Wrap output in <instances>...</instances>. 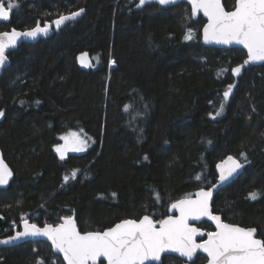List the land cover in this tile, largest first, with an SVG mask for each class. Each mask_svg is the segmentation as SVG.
I'll use <instances>...</instances> for the list:
<instances>
[{
  "label": "trees",
  "instance_id": "16d2710c",
  "mask_svg": "<svg viewBox=\"0 0 264 264\" xmlns=\"http://www.w3.org/2000/svg\"><path fill=\"white\" fill-rule=\"evenodd\" d=\"M12 2L18 7L0 31L84 13L48 38L22 43L0 78V147L15 172L0 189L5 236L26 218L45 225L74 216L83 232L146 214L161 220L173 202L214 184L217 163L232 154L243 172L217 193L214 211L264 239V62L235 76L246 51L205 45L206 20L194 19L186 2L140 9L136 0ZM223 2L234 8L235 0ZM189 28L193 39L185 40ZM81 53L93 67L80 65ZM71 133L88 147L61 159L55 145ZM39 260L65 264L45 241L0 247V264ZM206 261L198 254L191 264ZM161 264L185 262L166 255Z\"/></svg>",
  "mask_w": 264,
  "mask_h": 264
},
{
  "label": "snow or ice",
  "instance_id": "6c2138e0",
  "mask_svg": "<svg viewBox=\"0 0 264 264\" xmlns=\"http://www.w3.org/2000/svg\"><path fill=\"white\" fill-rule=\"evenodd\" d=\"M160 5H171L176 0H157ZM192 5V15L202 11L208 22L203 25L205 42L223 44L237 43L247 50V59L231 71L239 74L244 65L257 61H264V0H235L234 8L226 11L222 0H189ZM148 3V0H139L137 7ZM18 4L9 0L5 7L4 0H0V19L9 20L11 12ZM84 9L61 14L51 24L45 22L43 26L37 22L30 30L18 31L12 28L10 31L0 32V67L7 62V52L15 48L21 38L35 39L38 34H47L54 24L59 28L66 21L74 19L83 13ZM185 40L193 39V30L188 29ZM86 53L77 57L81 64H85ZM114 64L115 61H111ZM91 64V61H88ZM233 85H229L224 91V99L227 100ZM128 105L125 106L127 111ZM223 104H221V110ZM220 113L217 112L216 115ZM4 113L0 110V116ZM211 116L212 114L209 113ZM82 131V130H81ZM72 151H84L88 147L87 139L76 133L71 134ZM64 145H55V150L64 159L69 151L67 137ZM90 139V138H89ZM243 156L244 154L241 153ZM147 159V157H145ZM231 161L225 173L221 164L219 181L223 182L243 165L229 156ZM226 163V162H222ZM78 170H73L71 175H65L63 180L67 183L75 179ZM12 176L11 170L0 159V185H6ZM197 180L200 176L196 177ZM212 185L207 191L201 188L195 193L188 194L185 198L177 200L171 205L172 209L179 211L178 216H167L165 219L155 221L151 216L145 215L139 220L126 219L103 231L81 232L72 216L62 217V223L52 225L45 224L43 228L36 224H29L27 219H22L24 230L16 232L15 236H9L6 240H0V244H8L14 240L44 236L51 241V247L63 254L67 264H95L99 257H105L107 264H145V261H160L161 253L171 251L179 253L182 257L192 259L199 249L207 254L208 264H264V239L256 238L255 228H244L237 224L225 223L218 215H213L210 210L212 199ZM115 193H113V196ZM258 193H249L250 199H256ZM157 199L159 194L157 193ZM209 217L216 222V231L208 232L207 239L197 242L195 237L201 234V230L189 224L190 219ZM37 264H44L43 260Z\"/></svg>",
  "mask_w": 264,
  "mask_h": 264
},
{
  "label": "water",
  "instance_id": "95a60500",
  "mask_svg": "<svg viewBox=\"0 0 264 264\" xmlns=\"http://www.w3.org/2000/svg\"><path fill=\"white\" fill-rule=\"evenodd\" d=\"M136 1H137V5H138V4H139V0H136ZM180 2H186V3H188V4L190 5L191 9H192V5H191V3L189 2V0H176V2H175L174 4H171V5H160V4L157 2V0H148V3H146V4L143 5V6L137 7V5H136V9L143 8L144 6H146V5H148V4H151V3L158 4V5L162 6V7H168V6H173V5H175V4H178V3H180ZM222 3H223V5H224L223 0H222ZM4 4H5V1H4ZM5 7H7L6 4H5ZM224 7H225V5H224ZM225 10H226V11H231V10H228L226 7H225ZM232 10H233V9H232ZM191 12H192V11H191ZM83 13H84V11H83ZM83 13H81L79 16L75 17L74 19H71V20H69V21H66V22H65L64 24H62L59 28H57L54 24H52V26H51V28H50V30H49V32H48L47 34H42V33H41V34H38L37 37H36L35 39L27 38V37H23V38H21L20 41L18 42V44H17V46H16L15 48H12V49H9V50H8V52H7V57H8L7 62H6L2 67H0V78H1L2 74L4 73V71H5V70L9 67V65L11 64V59H10V56H9L10 53L13 52L14 50H16L17 48H19V47L21 46L22 43H24V42H37V41L40 40V39L48 38V37H50V36H52V35L54 34L55 30L61 29L66 23H68V22H70V21H73V20L79 18ZM64 15H68V14H64ZM11 16H12V12H11L10 18H11ZM192 16H193V15H192ZM200 16H202V17L206 20V23L208 22L207 17L203 15V12H202V11L198 12L195 16H193V18H194V19H197V18H199ZM10 18H9V19H10ZM56 19H57V18H55V19L52 20V21H55ZM0 21L5 22V20H3V19H0ZM7 21H8V20H7ZM52 21H50V22H48V23L51 24ZM206 23H205V24H206ZM40 25L43 26L44 24H40ZM34 27H35V26H34ZM32 28H33V27H32ZM15 29H17L18 31H24L23 29H18V28H15ZM30 29H31V28H29V29H25V30H30ZM7 31H10V30H7ZM0 32H4V31H0ZM202 40H203L204 44L207 45V46H214V47H219V48H232V47H239V48H242L243 50H245L246 53H247V50L243 47V45H240V44H237V43L223 44V43H216V42H205V40H204V36H203V28H202ZM246 59H247V58H246ZM263 62H264V61H257V62H254V63H249L248 65H244V67L241 69V72H240L239 74H234V75H235V76H240V75L244 72V70H245L250 64H260V63H263ZM242 64H243V63H241V64H239V65H242ZM239 65H237V66H239ZM237 66H235V67H237ZM235 67H234V68H235ZM229 156L233 157L235 160H238V161L241 163L240 159H238L236 156H234V155H232V154L226 156L223 160H221V161H219V162L217 163V165H218V164H221V167H222L223 169H225V173H226V170L228 169V167L231 165V161H227V158H228ZM0 159H3L4 163L8 166V168H9V169L11 170V172H12V176L9 178L8 183H7L6 185H0V189H6V188L10 185V183L12 182V180L14 179V177H15V172H14V170L12 169V167L10 166V164L8 163V161L5 159V156H4V153H3L2 149H1V147H0ZM222 162H226V163H223V164H222ZM241 164H242V163H241ZM217 165H216L217 181H216L214 184H212V185H217V186H216L215 188L212 189V199H211V201H210V210H211V212H212L213 215H218V216H220V217H221V220H222L223 222H225V223H229V224H235V223H231V222H228V221L224 220L222 214L215 212V211H214V207H213V203H214V199H215V196L217 195V193L220 192L225 186H227L228 184L232 183L235 179H237V178L240 176V174L243 172V167L240 168V169H237V171H236L235 173H233L232 176L229 177L227 180H225V181H223V182H220V181H219V176H220V171H221V169H218V168H217ZM212 185H211V186H212ZM211 186H209V187H201V188H203L205 191H207ZM201 188H199L197 191H199ZM197 191H196V192H197ZM183 198H185V197H183ZM191 198L194 199V198H195V194L192 195ZM180 199H182V198H180ZM180 199H178V200H180ZM176 201H177V200H176ZM176 201H175V202H176ZM175 202H173V203H175ZM173 203H172V204H173ZM172 204H171V205H172ZM146 215H148V214H146ZM178 215H179V211L176 210V209H172L171 206H170L169 214H168L167 216H178ZM144 216H145V215H144ZM148 216H150V215H148ZM167 216H165V217L162 218V219H165ZM72 217H73V218L75 219V221H76V225H77L78 230L81 231L80 228H79V225H78V222H77L76 218H75L74 216H72ZM142 217H143V216H142ZM142 217H141V218H142ZM151 217H152V216H151ZM26 219L28 220L29 224H35V223H33L30 219H28V218H26ZM129 219H132V218H129ZM152 219L154 220L153 217H152ZM162 219H161V220H162ZM124 220H126V219H124ZM135 220H139V219H135ZM121 221H122V220H121ZM121 221H119V222H121ZM4 222H5V217L0 213V240H6L9 236H15L16 232H18V231H16V232L13 233L12 235L5 236V235H4V232H3V230H2V229H3ZM119 222H116L115 224H117V223H119ZM203 222H208V223L212 224V225L214 226V230L210 231V230H207L206 228L202 227L201 224H202ZM59 223H62V221L59 222ZM59 223H57V224H59ZM48 224H52V223H48ZM115 224L112 225L111 227L115 226ZM189 224H190L191 226L196 227V228H198V229L201 230L202 235H201V234H198V235L195 237V239H196V241H197L198 243L201 242L202 240H206V239H207V233H208V232H214V231H216V222L213 221V220H211L209 217H201V218H199V219H190V220H189ZM36 225H37L38 227H41V228L44 227V225H38V224H36ZM52 225H56V224H52ZM237 225H239V226H241V227H244V228H255V229L257 230L256 227H245V226H242V225H240V224H237ZM108 228H109V227H108ZM106 229H107V228H106ZM23 230H24V225H23V222H21V229H20L19 231H23ZM104 230H105V229H104ZM100 231H103V230H100ZM81 232L83 233V231H81ZM86 232H88V231H86ZM256 238H258V239H262V238H260V237L258 236V230L256 231ZM29 241H45V242H47V243H49V244L51 245V241L48 240L47 237H44V236H35V237H31V236H30V237H25V238H21V239L14 240V241H12V242H10V243H8V244H0V247H12V246H16V245L24 244V243L29 242ZM52 250H53L54 253L60 255V256L63 258V254H62L61 252L57 251V250L54 249V248H52ZM198 254H203V255L207 258V254L204 253V252H202V251L199 250V249H198V250L196 251V253L193 255V257H192L191 260H189L187 257H182V256H180L179 253L171 252V251H167V252L161 253V259H160V261L148 260V261H145V264H152V263H154V264H161L162 261H163L164 256H166V255H175V256L181 258L182 260H184L185 264H191L192 262H194V260L196 259V257H197ZM63 260H64V258H63ZM64 262H65V264H67V262H66L65 260H64ZM102 263H103V264H107V259H106L105 257H99V258L97 259V261L95 262V264H102ZM205 264H208V260L206 261Z\"/></svg>",
  "mask_w": 264,
  "mask_h": 264
},
{
  "label": "rangeland",
  "instance_id": "374dc122",
  "mask_svg": "<svg viewBox=\"0 0 264 264\" xmlns=\"http://www.w3.org/2000/svg\"><path fill=\"white\" fill-rule=\"evenodd\" d=\"M88 61H91V64H90V65L88 64ZM111 61H113V60H111ZM111 61H110V62H111ZM79 63H80V62H79ZM80 65H81L82 67H85V68H90V67H93V62H92V60H91L88 56H86V57H85V64H81V63H80ZM110 65H111V66H114L115 63H114V64H111V63H110ZM71 134H72V133H71ZM71 134L65 136V137L68 138V141H69V151H72V150H71V147H72L71 141L74 139V137H73ZM76 134H77V133H76ZM78 135H79V134H78ZM79 136H80V135H79ZM64 144H65V140L63 139L62 142L60 143V145H64ZM75 152H79V151H75ZM8 231H9V229H7V231H6L5 233H7Z\"/></svg>",
  "mask_w": 264,
  "mask_h": 264
}]
</instances>
